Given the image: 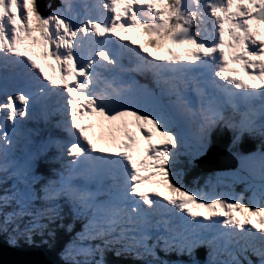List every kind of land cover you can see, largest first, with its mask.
Listing matches in <instances>:
<instances>
[{
    "label": "snow or ice",
    "instance_id": "obj_1",
    "mask_svg": "<svg viewBox=\"0 0 264 264\" xmlns=\"http://www.w3.org/2000/svg\"><path fill=\"white\" fill-rule=\"evenodd\" d=\"M224 129L259 147L187 188ZM65 207L64 264H264V0H0V232L54 247Z\"/></svg>",
    "mask_w": 264,
    "mask_h": 264
},
{
    "label": "trees",
    "instance_id": "obj_2",
    "mask_svg": "<svg viewBox=\"0 0 264 264\" xmlns=\"http://www.w3.org/2000/svg\"><path fill=\"white\" fill-rule=\"evenodd\" d=\"M232 136L233 133L228 129H224L223 131L217 130L213 136L212 143H216L219 146L234 152V147L231 146ZM259 143L260 141L258 139L245 136L236 147L240 153L246 154L249 151H254L258 148ZM49 155H51V153ZM49 167L50 163L46 160H42L39 166V173L45 177L50 176L51 173ZM178 171L182 173V182L187 185L186 187L193 185H196L197 187L202 186L205 174L196 169L195 165H183L182 170ZM63 217L64 218L62 220H55L49 225V227L55 231L56 235L54 247L52 246L53 241L51 238H48L47 236L42 237L39 233L35 234L31 241H28L23 235L18 236L17 242L12 244L9 242V235H5L3 232H0V241L21 249L40 250L53 262V264H64V261L61 259L59 253L64 245L68 244L72 240L76 232L80 231L81 225L78 221L73 220V218L67 214L66 207L64 209ZM43 222L48 223L46 220ZM61 225H63V227ZM69 225H72L71 231L68 230ZM21 227H23V223L21 224ZM45 239L48 240V243H44ZM206 254V249L204 248L199 249L196 253L197 258L202 262V264L206 259ZM158 255L162 260L167 261L168 264H181V262L187 263L189 260L187 255H179L175 252L165 254L163 251L158 250ZM105 259L107 264H140L139 261H133L131 257L118 258L111 251L106 253Z\"/></svg>",
    "mask_w": 264,
    "mask_h": 264
},
{
    "label": "water",
    "instance_id": "obj_3",
    "mask_svg": "<svg viewBox=\"0 0 264 264\" xmlns=\"http://www.w3.org/2000/svg\"><path fill=\"white\" fill-rule=\"evenodd\" d=\"M38 4L39 10L43 15H46L51 9H55L54 5L51 8L46 5V9H44L43 0H38ZM209 148L212 149V151H209L208 149L209 152H207L205 156L200 157L196 162V165L199 169L205 172H210L211 170H223L226 168H234L236 164V158L229 151L224 148H221L220 146H213V144ZM220 152H222V154ZM212 154L214 156H212ZM211 157H213V159H218L219 162L226 161V164L221 165V167L210 165L207 159H211ZM204 163L209 165L206 170L203 167ZM0 264H53V262L48 259L46 255L40 250L21 249L11 244L0 241Z\"/></svg>",
    "mask_w": 264,
    "mask_h": 264
},
{
    "label": "rangeland",
    "instance_id": "obj_4",
    "mask_svg": "<svg viewBox=\"0 0 264 264\" xmlns=\"http://www.w3.org/2000/svg\"><path fill=\"white\" fill-rule=\"evenodd\" d=\"M57 1V0H56ZM53 2V0H48V1H46V3L44 2V5H43V7H44V9H46V5H49V4H51ZM54 6H56L55 4H53ZM52 5V6H53ZM53 9H51L49 12H51ZM49 12L45 15V16H47L48 14H49ZM128 35H129V37L131 38V39H135V40H137V42L139 43V42H143L144 40H146L147 38L146 37H144V36H140V35H137V33H135V32H131V33H128ZM240 75L241 76H243V73L241 72L240 73ZM245 79H246V77H244ZM141 82H144L143 81V79H141ZM38 127H40L42 130H43V135H47V133H48V131H52V129H51V127H49V125H45L43 122H41L39 125H38ZM97 132H98V130H97ZM53 134H55V135H60V133L59 132H56V131H53ZM234 152L236 153V152H239L238 151V149H237V147H234ZM209 151H212V149H210L209 148ZM209 151H207V152H209ZM234 152L233 151H230V153L231 154H233L234 155ZM214 153V152H213ZM52 155V154H51ZM212 156H214L213 154H212ZM225 156V155H224ZM208 160V162H209V164L210 165H213V166H216V167H221V165H225L226 164V161H220L219 162V160L218 159H213V157H211V159L210 158H208L207 159ZM208 166L209 165H207V164H205L204 163V168H205V170L208 168ZM53 167H59V165L58 164H55V165H53V164H50V167H49V169L51 170V168H53ZM237 167H239V161L238 160H236V164H235V166H234V168L233 169H228V168H226V169H223V170H211L210 172H205V171H202L201 169H199L198 167H197V165H196V163H195V168L196 169H198L199 171H202V173H204L205 175H204V177L203 178H205V177H207V176H209V174H211V173H228V172H230V171H232V170H234L235 168H237ZM182 168H183V165H181V167L180 168H178V170H182ZM203 168V169H204ZM51 173V172H50ZM203 182H204V180H203ZM183 183V182H182ZM184 185H185V183H183ZM185 186H187V185H185ZM202 186H203V183H202ZM202 186H196V185H193V186H190V187H187V188H189V189H198V188H201ZM162 190V189H161ZM225 189H220V191H224ZM236 191L237 192H240V191H243V186L242 185H237L236 186ZM253 260H255L256 258L255 257H251ZM173 264H177V263H173ZM183 264H187V263H183Z\"/></svg>",
    "mask_w": 264,
    "mask_h": 264
},
{
    "label": "bare ground",
    "instance_id": "obj_5",
    "mask_svg": "<svg viewBox=\"0 0 264 264\" xmlns=\"http://www.w3.org/2000/svg\"><path fill=\"white\" fill-rule=\"evenodd\" d=\"M45 3H46V1H48V0H43ZM58 2H59V4H58V2H56V0H53V2L51 3V5H53V4H55L56 6H54V8H56V7H59L60 6V3H61V0H57ZM219 146L218 144H216V143H213V146ZM222 148V147H221ZM221 154H222V152H220Z\"/></svg>",
    "mask_w": 264,
    "mask_h": 264
}]
</instances>
